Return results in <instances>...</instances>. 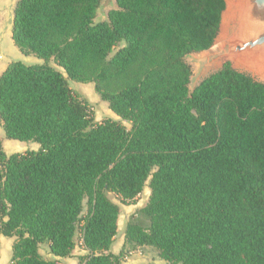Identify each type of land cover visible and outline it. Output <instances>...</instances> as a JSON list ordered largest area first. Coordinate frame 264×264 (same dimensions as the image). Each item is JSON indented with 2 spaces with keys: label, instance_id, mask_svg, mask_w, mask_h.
<instances>
[{
  "label": "trees",
  "instance_id": "obj_1",
  "mask_svg": "<svg viewBox=\"0 0 264 264\" xmlns=\"http://www.w3.org/2000/svg\"><path fill=\"white\" fill-rule=\"evenodd\" d=\"M19 0L11 39L34 62L0 74L6 138L38 150L0 148V235L8 264H121L127 243L150 245L169 264H264V82L226 62L190 92L184 56L214 43L225 0ZM60 68V69H58ZM94 82L130 123L96 121L68 81ZM111 246L119 203H135ZM55 258H44L39 245Z\"/></svg>",
  "mask_w": 264,
  "mask_h": 264
},
{
  "label": "water",
  "instance_id": "obj_2",
  "mask_svg": "<svg viewBox=\"0 0 264 264\" xmlns=\"http://www.w3.org/2000/svg\"><path fill=\"white\" fill-rule=\"evenodd\" d=\"M18 1H0V63L7 65L14 61L29 64L8 51ZM114 2L101 0L97 12ZM225 5L220 31L211 47L199 55L192 52L184 56L193 69L188 83L190 92L212 67L217 66L218 70L226 62L235 69L256 72L259 81L264 82V0H225Z\"/></svg>",
  "mask_w": 264,
  "mask_h": 264
},
{
  "label": "rangeland",
  "instance_id": "obj_3",
  "mask_svg": "<svg viewBox=\"0 0 264 264\" xmlns=\"http://www.w3.org/2000/svg\"><path fill=\"white\" fill-rule=\"evenodd\" d=\"M1 1V0H0ZM116 7L115 2L113 6L106 7L101 9L99 12H97V19H106L107 18V12L111 8ZM220 31V30H219ZM11 53L18 54V49L14 46L13 42H11V45L9 46V50ZM194 54H201L200 52L194 53ZM28 61H33L31 58H26ZM27 61V62H28ZM187 61V59H186ZM192 68V67H191ZM1 69V66H0ZM60 69V68H58ZM217 69V66L212 67L206 75H208L211 72H214ZM61 70V69H60ZM193 71V69H192ZM244 71V70H242ZM246 72H249L245 70ZM252 76H254L257 80H260L261 78L257 75L256 72L251 71L249 72ZM205 75V76H206ZM203 78V77H201ZM69 86L76 92L79 93V95L86 100V102L89 105V108L91 112L93 113L94 119L96 121H101L103 119H114L121 121L128 129L130 128V123L128 121H125L121 119L119 116H117L113 111L110 110L108 107V103L101 99L99 93L95 90V84L94 82H87V83H81L76 81H68ZM0 123V148L5 152V154L9 155L13 152H22L24 151L25 147H23L24 144H27L23 141L13 140L6 138L3 129L1 128ZM20 146V147H17ZM28 147V146H27ZM111 200L118 203L120 205V214L118 217V227H117V234L115 240H119L122 235L125 233L126 225L129 222H137L138 224H141L144 227H147L149 224V221L147 217L143 214L142 208L147 204L150 190L148 187V180L145 183V186L141 193L139 194L137 200L135 203H130L127 205L121 204L116 199L115 195L112 192H107L106 194ZM3 236V235H0ZM3 236L0 239V264L3 263V261L7 258L8 252L10 248L12 247V243L14 241V238L8 239L4 238ZM77 244H79V238L80 235H77ZM122 248L120 249V251ZM48 248L46 245L41 244L39 245V252L40 254L45 257V254L47 253ZM123 261L126 260L127 257H132L131 259L135 260V262L144 261V263L141 264H169L166 260L162 259L159 256V251L150 245L145 246H138L133 243H127L125 247L123 248ZM11 255V251L9 252V256Z\"/></svg>",
  "mask_w": 264,
  "mask_h": 264
},
{
  "label": "crops",
  "instance_id": "obj_4",
  "mask_svg": "<svg viewBox=\"0 0 264 264\" xmlns=\"http://www.w3.org/2000/svg\"><path fill=\"white\" fill-rule=\"evenodd\" d=\"M15 55L17 57H19L21 60L25 61L26 63H32V62H34V60L33 61H28L26 58H31V57L30 56H24L20 52L18 54H16V52H15ZM31 59H33V58H31ZM0 66H1V69H0V74H1L2 71L5 69V67L7 66V64L0 63ZM27 142H26L27 144H24L23 145V147H25L24 148L25 150H27V149H30V150H38L39 144H37L36 142H32V141H27ZM17 147H20V146H17ZM2 237L3 236H0V239ZM4 238L12 239V237H6V236ZM115 238H116V236H115ZM123 243H124V235H122V237H120L119 240H117V241L114 240V242H113V244L111 246L112 252L113 253H116V254L119 253L120 249L123 246ZM10 251H12V247L10 248L9 252ZM9 252H8L7 258L3 261L2 264H8V262L10 260V256H11V255L9 256ZM86 252L87 251L85 249H83L80 246V244H77L75 246V248L73 249V251H72V253H71V255L69 257H65V258H57L56 257V259H59L61 262L66 263V264H78L77 257L80 256V255L85 254ZM45 257H47V258H55L51 253H49V251H47V253L45 254ZM131 258L132 257H127L126 260L125 261H122L121 264H141V263H144V261H142V260L139 261V262H135V260H133Z\"/></svg>",
  "mask_w": 264,
  "mask_h": 264
}]
</instances>
